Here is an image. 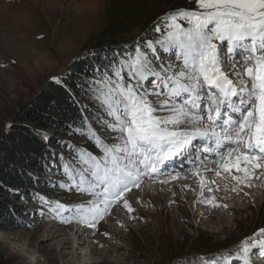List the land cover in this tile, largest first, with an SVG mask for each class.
Returning <instances> with one entry per match:
<instances>
[{
  "label": "snow or ice",
  "instance_id": "6c2138e0",
  "mask_svg": "<svg viewBox=\"0 0 264 264\" xmlns=\"http://www.w3.org/2000/svg\"><path fill=\"white\" fill-rule=\"evenodd\" d=\"M195 4L165 14L151 30L155 38L146 35L131 49L112 50L102 57L106 63L93 65L84 78L86 94L109 118L102 122L117 133L109 137L116 142L106 143L84 118L78 130L100 154L72 148L75 157L63 167L69 182L92 199L73 207L38 194L62 222L76 219L95 228L121 201L134 212L125 194L140 188L145 177L163 175L177 158L181 166L185 160L192 165V175L200 179L199 202L212 208L228 206L204 195L205 189L220 187L202 173L234 181L231 191L238 192L236 185L252 187L256 170H264V0ZM226 63L238 67L225 71ZM67 212L72 215L63 220ZM253 250L264 256V229L245 239L235 255L224 253L203 264H252Z\"/></svg>",
  "mask_w": 264,
  "mask_h": 264
},
{
  "label": "rangeland",
  "instance_id": "374dc122",
  "mask_svg": "<svg viewBox=\"0 0 264 264\" xmlns=\"http://www.w3.org/2000/svg\"><path fill=\"white\" fill-rule=\"evenodd\" d=\"M117 1L0 0V137L7 131L12 113L49 82L56 81L54 77L60 79L90 40L103 31L109 18L108 10ZM157 8L159 0H147L145 17L158 14L159 20L179 9L160 13L161 9ZM156 11L158 13L154 14ZM153 27L141 31L145 33L138 41L146 35L152 39L149 33L152 34ZM137 29L134 24L127 32L132 34ZM223 67L231 71L238 66L226 63ZM108 119L102 114L97 121L100 128L93 129L106 143L113 144L116 141L109 137L117 133L107 130L102 122ZM89 140L92 141L90 137ZM92 143L99 155L100 150ZM73 155L75 157V153ZM177 161L180 163L179 158ZM206 166L214 167L207 162ZM190 169L192 165L185 160L175 172L165 169L161 176L145 177L140 188H133L124 197L135 211L128 212L121 201L112 206L95 228L76 219L62 222L48 206L29 209L33 222L28 228L12 229L0 224V256L13 258L18 264H149L148 260L162 252V247L174 249L178 242L187 238L193 240L199 234L223 242L230 237L239 239L243 229L246 239L264 229L262 224L255 225L258 213L260 217L264 215V175L260 174L264 170H256L259 178L253 177L252 187L236 185L238 192L231 191L234 181L223 180L211 172L202 173L220 187L211 193L205 189L204 195L215 196L228 206L212 208L199 202L202 199L200 179L193 176ZM176 173L180 174L179 179L173 178ZM62 174L67 177L65 172ZM161 180L166 182L161 183ZM225 184L229 185L227 189ZM90 199L92 197L68 180L56 201L74 207L87 204ZM71 215V212L64 213L63 220ZM139 241L143 244L140 250L135 245ZM241 244L228 248L227 252L235 255ZM208 256L205 257L217 255ZM251 261L264 264V256L253 250ZM234 264L242 262L234 261Z\"/></svg>",
  "mask_w": 264,
  "mask_h": 264
},
{
  "label": "trees",
  "instance_id": "16d2710c",
  "mask_svg": "<svg viewBox=\"0 0 264 264\" xmlns=\"http://www.w3.org/2000/svg\"><path fill=\"white\" fill-rule=\"evenodd\" d=\"M194 3L195 0H159L157 9H161L160 13L183 7L193 9ZM146 6L147 0L114 2L108 10L109 18L105 28L67 66L60 77L61 82H49L12 113L8 129L0 137L1 225L12 229L28 228L33 222L28 210L47 206L41 203L38 194H43L50 201H56L60 197L68 182V178L62 174L63 165L65 160L74 159L72 148L86 149L98 155L89 137L78 130L85 117L92 127L99 129L97 121H100L103 114L86 94L84 78L91 76L93 65L106 63L103 56H111L112 50L131 49L145 33L141 34V31H149L154 26L158 21V14L146 15L145 20ZM156 13L158 12L154 14ZM134 24L138 29L132 34L128 33V29ZM151 32L149 38L153 39L158 35ZM91 53L95 55H90ZM60 181L63 182V187L59 186ZM260 216L258 213L255 225H264V215ZM243 230L237 240L230 237L223 242L215 241L210 236L201 234L193 240L187 238L184 242H178L174 249L171 246L162 247V252H158L148 263L203 264V260L210 259L205 256L229 253L228 248L243 242L246 239ZM135 245L139 250L143 247L140 241L135 242ZM0 264L18 262L13 258L0 256Z\"/></svg>",
  "mask_w": 264,
  "mask_h": 264
},
{
  "label": "bare ground",
  "instance_id": "6f19581e",
  "mask_svg": "<svg viewBox=\"0 0 264 264\" xmlns=\"http://www.w3.org/2000/svg\"><path fill=\"white\" fill-rule=\"evenodd\" d=\"M174 160H176V163H178V158L177 159H174ZM170 165H172V162H170ZM168 168H169V166H167ZM66 238H68V236H66Z\"/></svg>",
  "mask_w": 264,
  "mask_h": 264
}]
</instances>
